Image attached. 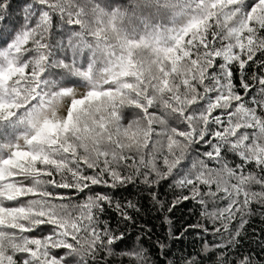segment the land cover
Listing matches in <instances>:
<instances>
[{
	"label": "snow or ice",
	"instance_id": "snow-or-ice-1",
	"mask_svg": "<svg viewBox=\"0 0 264 264\" xmlns=\"http://www.w3.org/2000/svg\"><path fill=\"white\" fill-rule=\"evenodd\" d=\"M256 211L264 0H0V264H254Z\"/></svg>",
	"mask_w": 264,
	"mask_h": 264
},
{
	"label": "trees",
	"instance_id": "trees-1",
	"mask_svg": "<svg viewBox=\"0 0 264 264\" xmlns=\"http://www.w3.org/2000/svg\"><path fill=\"white\" fill-rule=\"evenodd\" d=\"M130 192L134 193L135 190L130 189ZM120 195H123L125 198L140 200L142 211L138 219L143 225L152 229L154 233L153 239H155V237L163 238L166 236L169 225L164 221L163 214L156 210V207L153 206L150 200L142 198L143 194L139 196H130L129 192H123L120 193ZM167 198L171 199V195ZM191 208V203H186L177 206L168 214V218L172 221L171 227L174 232H179L183 229L184 225L195 222L196 216L190 215L189 212ZM221 239L225 238L221 237ZM209 240L211 243L219 242L214 238H209ZM171 243L172 251L178 256L182 251L186 253L187 251L201 250L203 240L198 239L195 232L190 231L180 240L172 241ZM227 244L234 251L239 250L241 254L255 253L256 260L254 264H260V262L264 260V215L256 211L255 215L251 216L249 223L245 226L244 232L240 235L239 243L227 241ZM221 251H225L223 246L215 250V252ZM215 252H209L208 255L215 261V264H220L219 260H215ZM169 264H172V260H169Z\"/></svg>",
	"mask_w": 264,
	"mask_h": 264
}]
</instances>
